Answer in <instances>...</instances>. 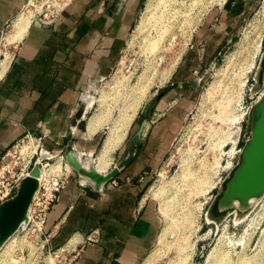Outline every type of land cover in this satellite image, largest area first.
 I'll list each match as a JSON object with an SVG mask.
<instances>
[{
    "label": "rangeland",
    "instance_id": "374dc122",
    "mask_svg": "<svg viewBox=\"0 0 264 264\" xmlns=\"http://www.w3.org/2000/svg\"><path fill=\"white\" fill-rule=\"evenodd\" d=\"M28 1L22 12L32 21L56 18L71 0ZM193 1L163 0L153 9L149 8L151 0L138 1L137 16L115 69L95 86L94 105L84 121L98 128L101 143L91 154H83L79 149L74 153L83 162L94 163L110 130L127 125V116L136 108L138 112L131 123L129 120L126 137L113 152V161L106 170L113 168L134 134L140 110L149 99L172 86L180 72L179 82L192 90L195 104L174 131L167 152L145 190V196L157 209L159 228L151 252L140 264H264V198L255 200L246 211H219L216 207L217 197L231 174L228 172L230 161L237 157L229 151L234 140L238 149L251 135L250 110L264 93L261 79L264 45L251 71L243 74L239 69L241 57L250 52L253 39L264 32V0H228L229 7L236 6V11L244 8V12L227 19L224 18L225 7ZM143 17H150V24L140 33L138 27ZM16 19L5 37L14 28ZM224 22H229L231 28L221 39L223 28L219 26ZM8 44L2 39L0 63L6 55L11 56ZM243 80L245 86H241ZM228 100L231 104L228 110H221L220 105ZM241 109L247 110L241 122L232 120ZM68 150L50 151V159H40V169H49L50 174L62 177L77 173L73 167H68ZM187 163L193 174L185 179ZM225 174L227 176L213 189L219 177ZM209 183L213 187L205 194L203 191ZM154 191H160V195H154ZM163 207L169 208L167 216L162 212ZM22 241L19 238L0 249L2 264H9L13 257L20 259L18 264H36L30 243L27 242L30 252L27 254V243ZM18 248L24 251L16 250ZM45 260L46 263L39 264L60 263L50 258Z\"/></svg>",
    "mask_w": 264,
    "mask_h": 264
},
{
    "label": "crops",
    "instance_id": "0c3cea01",
    "mask_svg": "<svg viewBox=\"0 0 264 264\" xmlns=\"http://www.w3.org/2000/svg\"><path fill=\"white\" fill-rule=\"evenodd\" d=\"M138 1L71 0L56 18L33 19L24 35L8 44L11 58L0 77V155L27 132L43 136L50 151L91 154L98 148L100 131L84 121L95 86L115 69ZM26 3L0 0V45ZM222 7L226 19L244 12L229 7L228 0ZM219 27L223 39L231 27L229 22ZM179 79L177 72L172 86L140 110L134 133L143 120L149 123L133 160L114 178L97 187L79 172L65 176L45 231L48 247L59 249L70 264H140L151 252L159 216L145 190L195 104L192 90Z\"/></svg>",
    "mask_w": 264,
    "mask_h": 264
},
{
    "label": "water",
    "instance_id": "95a60500",
    "mask_svg": "<svg viewBox=\"0 0 264 264\" xmlns=\"http://www.w3.org/2000/svg\"><path fill=\"white\" fill-rule=\"evenodd\" d=\"M261 79L264 81V57ZM148 123V119L143 120L129 139L123 157L107 172L85 167L72 149L67 151L68 160L75 170L91 178L93 184L100 187L133 160L135 147ZM249 127L251 135L242 148L240 160L225 180L223 190L217 197L216 207L219 211L234 209L235 206L240 211H246L251 207V199H259L264 194V93L250 110ZM38 173V167H35L24 178L16 195L0 205V246L27 218L33 197L39 188Z\"/></svg>",
    "mask_w": 264,
    "mask_h": 264
},
{
    "label": "built area",
    "instance_id": "2783aa9c",
    "mask_svg": "<svg viewBox=\"0 0 264 264\" xmlns=\"http://www.w3.org/2000/svg\"><path fill=\"white\" fill-rule=\"evenodd\" d=\"M242 148L240 147L236 150L237 157L232 161L228 172H231L238 164ZM49 152L50 150L44 146L43 136L33 132H27L0 155V205L16 195L24 178L29 176L35 167L41 170L40 165L42 164L40 157L44 156L42 157L43 159H50L51 155H46ZM39 173V188L30 205L27 221L21 223L19 228L0 246V249L8 247L11 241L16 242L20 238L23 240L22 242L30 243L29 249L34 250V261H36V264L42 261L46 263V258H50L53 261L57 260L60 262L59 264H70L69 257H66L59 249H51L48 247L49 236L45 231L49 211L58 198V194L64 185L65 177L59 176L58 174H48L40 181ZM226 174L221 178L220 182L227 176ZM28 246V243L25 244L27 254L30 253L27 248ZM19 249L22 252L24 251L23 248L16 250L19 251ZM13 255L16 256V253ZM0 264H2L1 260ZM9 264H12L11 259Z\"/></svg>",
    "mask_w": 264,
    "mask_h": 264
},
{
    "label": "bare ground",
    "instance_id": "6f19581e",
    "mask_svg": "<svg viewBox=\"0 0 264 264\" xmlns=\"http://www.w3.org/2000/svg\"><path fill=\"white\" fill-rule=\"evenodd\" d=\"M161 1H163V0H151V2L149 4V8L153 9V8H156V7L160 6ZM198 1H203L204 3H206V5L208 4L207 6H212V5L215 4V5H218V6L222 7L226 3L227 0H194L193 2L197 4ZM30 3H31V1H30ZM174 14H176V12ZM153 15H154V12H153ZM150 17H151V15H150ZM150 17H147V18L143 17V20L141 21V23H140V25L138 27L140 33L144 32L147 29L148 25L150 24ZM30 23H31L30 18L28 16H26L24 12H21V14L17 17V19L15 20V22L13 24V27L14 28L12 29V31H10V33L6 37H4L3 41L6 42V43H11V42H14V41L19 40L24 35V33L26 32V30H27V28H28V26H29ZM152 44H153V42H152ZM152 44L150 46H152ZM157 44H158V42H157ZM157 44H155V45H157ZM263 45H264V32L261 31V33L257 37H255L253 39V43H252V47L250 48V52H247V54L244 55V57H241L240 65H239L240 72H243V74H246L248 71H251L252 70V68L256 64L258 55H260L263 52ZM152 47H153L152 49H154V46H152ZM150 50H151V48H150ZM155 50H156V48H155ZM10 58H11L10 56L6 55L4 57V59L1 61V63H0V77L2 76V74H3V72H4L5 68H6V66L8 65V63L10 61L9 60ZM248 59H249V61H248ZM245 85H246V82H245V80H243L241 86H245ZM231 99L233 100V98H231ZM229 100L227 102H225L223 105L220 102V104H221L220 106H222V107H220V109L222 108L221 110H223V111L225 109L228 110L227 106L228 105H231V104H229L230 103ZM232 100H230V101H232ZM136 113L137 112H136V108H135L132 111V113L130 114L131 116L130 115L127 116V117H129V119L127 120L128 123L125 122V124H127V125H125L124 127L119 126V127L112 128L110 130L109 134L106 136V138L104 140V143L102 145V148H101L98 156L94 160V163H92V162H90V163L83 162L82 159L80 158V156L76 154L77 158L81 161V163L85 167H87V168L94 167L99 172H102V173L107 172L105 170L108 168V166L112 162V154L116 150V148L123 142V140H124V138L126 136V133H127L128 127H129V124H130L129 123V120L130 119L132 120V118L134 117V115ZM220 113L222 114V112H220ZM223 113L226 114L225 112H223ZM246 114H247V110L246 109H241V112L240 113H237L236 115H234L232 117V120H234L236 122H241V120L245 117ZM131 120H130V122H131ZM89 127L92 130L95 129L93 127V125H92V122L90 123ZM234 143L235 144L232 146V149L229 151L230 153H233V152L236 153L237 141L234 140ZM46 155L47 156H50L51 154L50 153H47ZM233 156H234V154H233ZM42 157H44V156H41L40 159ZM67 160H68V156H67ZM201 161H202V159H201ZM215 164H217V161H216ZM231 164H232V161H230L229 167L231 166ZM68 167H71L72 168V165L70 164L69 160H68ZM50 172L51 171H49V169H42L41 172L39 173V179H40V181H42L44 179V177H46L48 174H50ZM192 174H193V172L190 169V163H187V165L184 166V176L183 177L186 179V178H189ZM82 176L85 178L86 181L89 180L90 182L93 183V180L91 178H89L87 176H84V175H82ZM221 178L222 177L220 176L219 179H218V181L214 185V187H213L212 184L209 183L207 185L206 189L203 192L205 194H207L208 192H210V190H211L212 187L214 189L216 187V185L220 182ZM186 181H188V180H186ZM200 182H203V181H200ZM205 185H206V182H205ZM153 194L159 196L160 195V191L159 192L154 191ZM261 198H264V194L259 199H261ZM259 199H251V201H250L251 202V205H253V203L255 202V200H259ZM236 207L237 206H235L234 209H236ZM161 209H162L163 214L165 216H167V214H168V211L167 210L169 208L164 209V207H163ZM28 214H29V211H28ZM27 219H28V216H27V218L24 221H27ZM165 231H167V230H165ZM160 240H163V236L160 237ZM212 253H213V251L210 253L209 257L212 255ZM11 262H12V264H18L20 262V259L11 258Z\"/></svg>",
    "mask_w": 264,
    "mask_h": 264
}]
</instances>
